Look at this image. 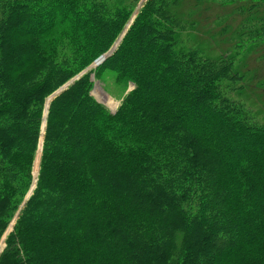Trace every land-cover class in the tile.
Instances as JSON below:
<instances>
[{"label": "trees", "instance_id": "16d2710c", "mask_svg": "<svg viewBox=\"0 0 264 264\" xmlns=\"http://www.w3.org/2000/svg\"><path fill=\"white\" fill-rule=\"evenodd\" d=\"M141 2L0 0V264H264V0Z\"/></svg>", "mask_w": 264, "mask_h": 264}, {"label": "rangeland", "instance_id": "374dc122", "mask_svg": "<svg viewBox=\"0 0 264 264\" xmlns=\"http://www.w3.org/2000/svg\"><path fill=\"white\" fill-rule=\"evenodd\" d=\"M146 0H142V2H144ZM141 2V4H142ZM140 4V5H141ZM233 8V6L231 7ZM226 10H222V9H215V14L218 13H224ZM229 11H226L225 13H227ZM240 19L239 16H236L234 22L237 23L238 20ZM216 20V17L211 19L212 22H214ZM232 20V19H231ZM233 22V23H234ZM201 35V33H199L198 31L195 32L193 29H191L190 27L187 29V32H185L183 34V41H184V45L186 47H190V46H195L197 44H200L198 41V36ZM218 33H217V37H218ZM205 36V35H204ZM216 37V38H217ZM202 46H205L206 48H210L211 46H213V50H211V54L213 55H218L220 54L221 51L226 50L228 47H230L229 42H227L226 40L221 41L219 43H215L214 44H209V43H204ZM264 63V62H263ZM257 64V62H256ZM261 65V63H260ZM253 67V66H252ZM255 69V68H252ZM258 69V68H256ZM93 80H94V87L92 90V94L95 96V98L99 101V102H103L102 100H105V106L108 107V109H110L111 111H116V109L120 106L124 96L126 95V93H128L129 91H131L134 88L133 84H130L126 87L119 85V83L116 81V77L114 74L108 72L105 75V81H100L99 79H95V75L93 74L92 76ZM264 79V77H263ZM72 81V80H71ZM262 81V83H260L262 85V88H260L259 86L256 85V83H254L253 85L255 87H250L247 88L246 93L242 96H240V94H237L238 98H241L244 100L246 106L250 109V111H252V120H254L257 124H264V80H260ZM253 83V82H252ZM236 92L234 93L235 96ZM106 97L105 99L103 97ZM52 97H50L51 99ZM108 98H110L112 100V102L110 103L108 101ZM48 105H49V100H48ZM41 152H42V143L39 147L37 156H36V160L34 163V177L37 178L38 173H39V164H40V158H41ZM12 225L13 223L9 226V228L7 229L6 233L4 234V236L2 237L1 241H0V254L2 253V251L5 249V240L7 237V234L10 232V230L12 229Z\"/></svg>", "mask_w": 264, "mask_h": 264}, {"label": "water", "instance_id": "95a60500", "mask_svg": "<svg viewBox=\"0 0 264 264\" xmlns=\"http://www.w3.org/2000/svg\"><path fill=\"white\" fill-rule=\"evenodd\" d=\"M119 42H120V40H119ZM118 42V43H119ZM118 43L109 51V52H107V53H105V54H103V55H101L96 61H95V63L93 64V66L92 67H96V66H98V65H100V64H102L115 50H116V48H117V46H118ZM83 73H81L80 75H82ZM80 75H78L77 77H75L74 79H72V81H70V82H68L67 84H65L62 88H60L59 90H58V92L59 91H61V90H63V89H65L70 83H72L75 79H77ZM57 92V93H58ZM105 99V98H104ZM103 102H101V103H103V104H105V100H102ZM46 122V121H45ZM35 186H33V188H34ZM33 188H32V190H33ZM32 190H31V192H30V194L32 193Z\"/></svg>", "mask_w": 264, "mask_h": 264}, {"label": "bare ground", "instance_id": "6f19581e", "mask_svg": "<svg viewBox=\"0 0 264 264\" xmlns=\"http://www.w3.org/2000/svg\"><path fill=\"white\" fill-rule=\"evenodd\" d=\"M103 98H106V97L104 96ZM108 101H109L110 103L112 102V100H111L110 98H108Z\"/></svg>", "mask_w": 264, "mask_h": 264}]
</instances>
